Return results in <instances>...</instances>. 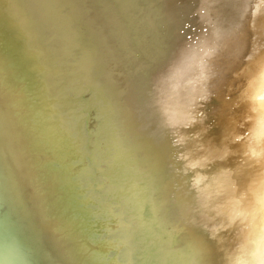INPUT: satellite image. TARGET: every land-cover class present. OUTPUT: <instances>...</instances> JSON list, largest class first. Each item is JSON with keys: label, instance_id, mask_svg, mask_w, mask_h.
Here are the masks:
<instances>
[{"label": "bare ground", "instance_id": "6f19581e", "mask_svg": "<svg viewBox=\"0 0 264 264\" xmlns=\"http://www.w3.org/2000/svg\"><path fill=\"white\" fill-rule=\"evenodd\" d=\"M261 16L264 0H0V264H87L84 235L103 226L94 199L103 183L91 188L82 161L91 140L99 145L82 111L91 81L128 115L117 119L151 170L131 121L143 122L170 166L161 124L176 111L149 119L193 76L210 96L208 126L194 129L198 138L176 135L186 145L178 155L184 164L173 155L178 167L149 182L138 231L161 237L152 264H230L223 249L238 224L264 220V78L226 99L241 63L256 53L249 39L264 34L263 25L256 29ZM178 223L196 243L171 250L184 232ZM196 250L201 258L193 260Z\"/></svg>", "mask_w": 264, "mask_h": 264}, {"label": "rangeland", "instance_id": "374dc122", "mask_svg": "<svg viewBox=\"0 0 264 264\" xmlns=\"http://www.w3.org/2000/svg\"><path fill=\"white\" fill-rule=\"evenodd\" d=\"M257 24L256 29L261 28L260 26L262 25V28L264 27L263 16L257 19ZM254 33L249 41L251 49H254L256 53L251 59L243 61V64L241 63L242 71L230 81L231 93L226 99H234L249 93L248 88L250 84L261 78V76L264 78V42H262L264 34L259 33L258 30ZM255 76L256 78H254ZM197 79L199 80L198 76H193L190 79L184 80L185 82L182 81L181 85L176 88V92L167 95L165 102L154 105L151 118L149 119L151 123V120L154 121L159 114L167 111H176L166 114L161 124L163 138H169L168 140L170 141V143L168 141L170 150L167 151L166 156L169 164L172 163L170 166L167 164L166 159L157 151L158 143H156V140L153 138L150 141V134H146L148 132L141 130L145 127L143 122L141 120L136 121L135 119V121L133 120L134 122L131 121L139 127L138 129L132 127L131 131L140 142L142 141V150L143 152L145 151L146 159H149L147 160V164L153 167L151 170L146 167L138 145L135 144L129 132L122 126L120 120L123 119L127 122L129 117L121 111L118 101H115L104 87L97 85L93 81L82 90L84 93L82 96L84 98L82 100V111L87 120V131L89 135L96 137L99 142L98 145L94 143V139L91 140L92 148L86 149V154L82 157V161H85V164L88 163L89 165L87 169L91 176V188L95 189V184L103 183L101 189H95L98 194L94 195L96 205L100 206L101 209L100 220L103 221V226L93 233V237L84 235L86 239L84 249L88 252L85 251L88 257L87 264H133L135 261L134 264H152L159 246L155 245V242L158 238L161 239V237L159 234L157 236L154 231L151 233H146L141 229L138 231L139 218L141 216L137 217L138 214L136 213L142 211V209L144 210L143 207H140V198L151 187L150 185L158 178L161 171L165 170V167L168 166H172V168L178 167L176 163L172 162L174 161L173 155L177 158L175 162L179 165L184 164L178 155L184 152L186 145L180 143L176 135L187 131L190 137L198 138L201 134L194 135V129L196 127H204L209 122L205 118L207 113L204 109V101L206 99L209 100L210 96L205 98V90ZM37 88L38 86H36V90ZM145 88L148 95H152L153 89H155L151 83L147 84ZM169 101H175L177 105L172 108ZM179 102H189V104L184 109L183 105ZM71 114L76 113L74 111ZM117 118H120V120ZM212 122L214 123V121ZM215 125L214 123L209 128H214ZM201 129L203 128H199V130ZM85 138L87 139V135H85ZM108 141L113 146L108 145L107 147L110 152L108 153V162L106 164L101 154L104 142L108 143ZM87 156L91 158L90 161L87 160ZM108 169L112 170L113 177L109 178L106 175ZM191 204L192 202H189L182 205V207L179 206L178 209L181 208L180 211L178 210L179 213H182L184 210H190ZM179 219L181 220L182 218ZM177 225H179L176 226L178 233L185 230V223H178ZM179 236L175 238L177 243L170 247L171 250L181 243L184 245L186 243L185 246L196 243V239L189 236L186 231ZM200 254V250H196L194 253L189 252L193 260L201 258ZM223 255L230 261V264H260L258 260L264 256V220L253 223L249 219H244L243 222H240L230 241L225 244Z\"/></svg>", "mask_w": 264, "mask_h": 264}, {"label": "crops", "instance_id": "0c3cea01", "mask_svg": "<svg viewBox=\"0 0 264 264\" xmlns=\"http://www.w3.org/2000/svg\"><path fill=\"white\" fill-rule=\"evenodd\" d=\"M258 263L264 264V256L262 258H260V260H258Z\"/></svg>", "mask_w": 264, "mask_h": 264}]
</instances>
